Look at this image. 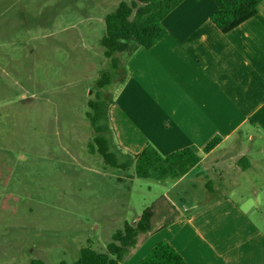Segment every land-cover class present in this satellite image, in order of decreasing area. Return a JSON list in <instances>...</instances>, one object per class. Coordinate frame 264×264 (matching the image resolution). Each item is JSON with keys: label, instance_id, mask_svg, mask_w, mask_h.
<instances>
[{"label": "rangeland", "instance_id": "1", "mask_svg": "<svg viewBox=\"0 0 264 264\" xmlns=\"http://www.w3.org/2000/svg\"><path fill=\"white\" fill-rule=\"evenodd\" d=\"M132 1L0 0V264H73L83 248L106 252L163 195L187 214L210 195L241 201L263 181L264 171H231L208 194L197 171L156 181L104 160L88 102L112 64L100 44L105 16ZM118 87L114 77L103 92ZM144 244L125 264L149 253Z\"/></svg>", "mask_w": 264, "mask_h": 264}, {"label": "crops", "instance_id": "2", "mask_svg": "<svg viewBox=\"0 0 264 264\" xmlns=\"http://www.w3.org/2000/svg\"><path fill=\"white\" fill-rule=\"evenodd\" d=\"M216 10L214 0L176 7L162 22L166 35L127 61V78L109 109L115 143L125 153L137 155L147 145L162 156L196 152L201 160L185 177L197 171L208 194L225 186L224 173L264 171V0L227 34L211 20ZM246 136L261 145L244 149ZM217 137L221 142L206 153ZM254 189L241 201L233 191L210 195L200 207H185L187 214L166 196L182 217L145 240L146 252L165 241L187 264H264V179Z\"/></svg>", "mask_w": 264, "mask_h": 264}, {"label": "trees", "instance_id": "3", "mask_svg": "<svg viewBox=\"0 0 264 264\" xmlns=\"http://www.w3.org/2000/svg\"><path fill=\"white\" fill-rule=\"evenodd\" d=\"M184 0H133L122 2L118 8L105 16V35L100 44L105 56L111 60V69L102 75L97 83L96 99L88 102L87 117L97 134L99 153L113 168L134 169L140 179L156 181H177L185 177L201 160L190 148L162 156L152 145L133 155L123 152L113 141L109 109L114 104V96L103 92L113 84L114 77L119 85L127 78V61L140 48L150 49L165 35L163 20ZM217 5L212 22L227 34L257 14L258 5L263 0H214ZM221 142L217 137L204 148L210 152ZM264 207V206H263ZM182 213L165 195L144 210L138 221L125 223L124 229L113 236L104 253L90 248L80 251L79 259L73 264H125L127 258L147 237L165 229ZM42 264V262H33ZM138 264H187L185 259L167 242L157 243Z\"/></svg>", "mask_w": 264, "mask_h": 264}]
</instances>
